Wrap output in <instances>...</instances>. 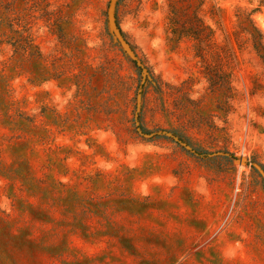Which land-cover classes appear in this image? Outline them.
Masks as SVG:
<instances>
[{
  "label": "rangeland",
  "instance_id": "rangeland-1",
  "mask_svg": "<svg viewBox=\"0 0 264 264\" xmlns=\"http://www.w3.org/2000/svg\"><path fill=\"white\" fill-rule=\"evenodd\" d=\"M2 1L0 264H264V63L248 46L231 76L225 37L238 7L264 32V0H206L215 91L170 0H118L151 137L111 0Z\"/></svg>",
  "mask_w": 264,
  "mask_h": 264
},
{
  "label": "trees",
  "instance_id": "trees-1",
  "mask_svg": "<svg viewBox=\"0 0 264 264\" xmlns=\"http://www.w3.org/2000/svg\"><path fill=\"white\" fill-rule=\"evenodd\" d=\"M171 1V16L168 24V29L172 35L171 39L178 37V39L190 38L196 41V48L198 49L201 59V66L205 78L209 82V88L213 91L221 89L224 86V76L222 67L209 59L207 47L216 41L217 30L212 29L206 25L202 16L206 0H170ZM0 8H4L5 4H1ZM226 10L222 7L216 6L212 18L218 25L219 29L224 30L223 13ZM253 10L248 11L243 7H238L233 17L235 18L234 26L231 31L226 32L225 37L231 45V60L230 73L231 76L236 71L238 65V56L246 47L251 46L264 63V32L256 24L253 17ZM4 22L0 19V25ZM181 41V40H179ZM235 96L238 95V89L233 85ZM239 96V95H238ZM236 96V97H238ZM232 109L235 110L234 106ZM165 111V109H163Z\"/></svg>",
  "mask_w": 264,
  "mask_h": 264
},
{
  "label": "water",
  "instance_id": "water-1",
  "mask_svg": "<svg viewBox=\"0 0 264 264\" xmlns=\"http://www.w3.org/2000/svg\"><path fill=\"white\" fill-rule=\"evenodd\" d=\"M117 2L118 0H111L110 2V6H109V22H110V26L111 29L113 30L114 34L116 35L117 39L120 41L121 45L123 46V48L125 49V51L130 55V57L143 69L144 71V80L141 84V87L139 89L138 92V105H137V113H136V124L137 127L139 129V131L148 137L153 136L154 134H147L144 133L141 129H140V120H139V115H140V111H141V107H142V103H143V88H144V84L147 81L148 77H149V72L147 70V68L144 66L143 62L139 59L138 55L136 54V52L134 51L132 45L129 43V41L126 39L124 33L122 32L121 28L118 25L117 22V18H116V6H117ZM156 134H163L166 136H169L173 139H175L176 141L180 142L183 146H185L187 149L191 150L192 152L199 154L194 148H192L190 145H188L187 143H185L184 141H182L180 139V137H178L176 134H174L171 131L168 130H161L159 132H157ZM217 154H224V155H229L227 152H218ZM258 169L259 171L264 175V170L263 168L257 164V163H253Z\"/></svg>",
  "mask_w": 264,
  "mask_h": 264
}]
</instances>
